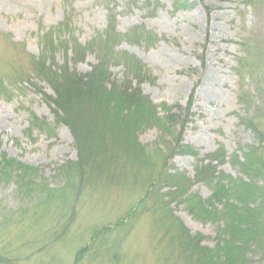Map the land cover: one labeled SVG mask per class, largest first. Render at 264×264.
<instances>
[{
  "label": "rangeland",
  "instance_id": "obj_1",
  "mask_svg": "<svg viewBox=\"0 0 264 264\" xmlns=\"http://www.w3.org/2000/svg\"><path fill=\"white\" fill-rule=\"evenodd\" d=\"M184 1L0 0V168L23 174L0 179V264H205L188 249H212L222 226L189 210L211 196L198 160L222 150L218 180H237L233 156L264 152V0ZM40 61L58 82L109 80L97 100L62 97L71 81L59 98ZM124 86L146 107L119 108ZM258 247L247 264H264Z\"/></svg>",
  "mask_w": 264,
  "mask_h": 264
},
{
  "label": "trees",
  "instance_id": "obj_2",
  "mask_svg": "<svg viewBox=\"0 0 264 264\" xmlns=\"http://www.w3.org/2000/svg\"><path fill=\"white\" fill-rule=\"evenodd\" d=\"M176 1L177 4L180 5L185 3L184 0ZM243 46H245V43L242 44V47ZM238 61L241 62V59H238ZM240 62L237 63L235 68L237 75L242 73L241 68L243 66H240ZM129 63H131L130 70H132L129 71V73L134 79L140 80V77L146 74V70L134 60L131 62L129 61ZM39 65L40 68H38V72L44 76L46 81L51 83L53 90L58 95V97L61 95V91L63 89L60 83L71 81L74 83V91L69 93L64 92L63 96L61 95L62 97L66 96L67 94L74 95L75 92L76 96L78 94L77 98L81 99L82 101L86 100L87 98L91 100L92 97H95L94 100H97V92L99 91L103 81L100 79L104 78L103 83L108 82L109 80L108 75H106V78L103 75H96V79L100 81V83H97L98 81L95 78L94 81H90L89 78V80H86L85 83H83L84 81L82 82L80 78L77 79L76 77L65 75L66 77L64 79H66V81L58 82L53 76V71L46 67L44 62L40 61ZM101 72L103 73L104 71L101 70ZM79 80H81V82L84 84V89L80 88L81 84L79 86ZM122 90L124 93H126V95L125 98L119 100V108H121V106L126 107V110L131 108L128 102L133 98L135 99L133 105L140 104L139 107L142 106L143 101L140 100V96H137L138 94H136L138 92L134 93L136 96H131L129 94L131 93L130 87L124 86ZM64 101V99H59L58 102L54 101V104H56L60 113L65 114L66 117V106ZM139 107L135 108L138 114L133 121L136 124L138 121H142L141 125H143L145 120H143L140 115L141 112L139 111ZM142 107L145 108L146 106ZM63 121V123L68 124L72 128L71 122H65V120ZM242 122L254 133L256 137L260 139H258V142L260 141L259 143H263L262 138H260L262 132L254 123V121L248 118L247 120H242ZM259 147L260 146H247L239 151L241 154L233 156V162L239 174L237 180H231L228 177L218 180V175H216L217 171L213 163L223 160L224 153L222 150H217L213 154L208 155L206 157L207 160H198V162L202 163L198 166L199 170L196 171L198 181L204 182L210 187L211 196L206 201L191 198L187 201L189 210L198 219L220 223L222 229L219 232L216 244L212 249L199 248L196 251H194L192 248L188 249L190 250L192 256L191 257L189 255V260H195L196 262L203 261L205 264H247V254L251 247H262L264 245V191L258 186V177L262 175V173L264 175V152H260L261 148ZM183 152L193 157H197L195 152L188 151L187 148L184 149ZM1 168L4 169L3 167ZM1 168L0 176L3 177L0 179L5 180L4 178H17L21 182L23 174L21 173L20 169L17 170L15 168L14 171H9V173L6 174L5 172L2 173L3 170ZM79 169H82L81 166L76 164L74 166V173L72 176L77 177L78 173L80 172ZM166 178L172 182L170 185L175 190H178V188L182 187L181 183L184 182V179L176 173L172 175L168 174ZM187 191L188 188L180 195L185 196ZM180 235H183L182 229L180 230ZM190 247L191 245L189 244V248ZM113 255L115 254L113 253ZM78 262L79 257L75 259V263L73 264H77Z\"/></svg>",
  "mask_w": 264,
  "mask_h": 264
}]
</instances>
